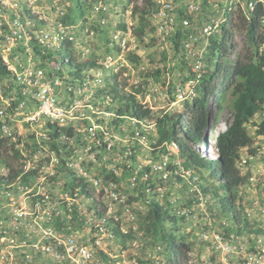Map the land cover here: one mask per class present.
<instances>
[{"label": "built area", "instance_id": "2783aa9c", "mask_svg": "<svg viewBox=\"0 0 264 264\" xmlns=\"http://www.w3.org/2000/svg\"><path fill=\"white\" fill-rule=\"evenodd\" d=\"M35 2L0 0V139L5 144L0 156V264H106L105 241L115 239L112 225L121 222L127 234L131 229L122 222L136 220L134 208L147 207L155 192L167 193L171 179L180 174V148L176 142L156 146L157 125L149 117L117 112L130 96L140 98L134 92L139 84L127 72L133 65L130 55H139L133 16L114 30L110 50L98 54L97 66L78 72L68 68L72 61L59 48L68 44L75 57L83 49L76 30L95 31L83 21L66 25L64 10L53 23L32 7ZM259 3L264 0H186L177 7L156 0L151 18L157 41L173 45L172 37L184 36L182 54L193 78L184 84L187 92L183 84L176 87L180 101L195 96L212 39L232 26L237 14L250 19ZM107 12V5L94 8L102 28ZM51 52L56 55L49 57ZM259 56H264V44ZM259 114L264 116V105ZM253 148L254 154L243 149L238 163L241 173L249 174L239 188V204L246 218L262 226L264 136ZM154 151L162 153L153 160ZM181 176L191 181L182 168ZM121 179L134 192L144 189L141 205L121 196ZM248 191L256 195L243 200ZM178 214L188 217L191 212ZM214 221L203 229L204 242L224 256H235L239 264H264V232L249 239L228 233L240 228L237 224L222 218L213 227Z\"/></svg>", "mask_w": 264, "mask_h": 264}, {"label": "trees", "instance_id": "16d2710c", "mask_svg": "<svg viewBox=\"0 0 264 264\" xmlns=\"http://www.w3.org/2000/svg\"><path fill=\"white\" fill-rule=\"evenodd\" d=\"M87 4H90L89 0H74L73 6L62 17L64 23L72 26L85 19ZM153 5L151 0H147L144 8L134 9L133 18L136 19L139 14V26L134 28L136 36L142 37L147 33L148 28L154 32L150 20ZM240 15L241 29L246 31L249 51H251L249 56L246 59L232 61L229 66L225 64L228 51L233 49L230 43L234 28L238 27L234 19L232 26H225L220 39H215L216 37L212 39L210 49L212 53L219 55L217 60L215 58L210 61L212 64L207 60L206 74L196 86L195 96L184 101L183 108L178 113L166 112L156 118L158 133L156 146L169 142H176L179 145L182 170L190 172L191 181L194 177L198 178L196 182L193 181L196 192L200 191L199 195L202 197L214 199L222 212L221 215L235 218L233 223L240 228L229 230L228 233L236 234H243L246 229L252 227L244 215V209L238 204L241 199L239 188L249 179V174L241 173L238 163L242 150L248 148L250 153L254 154L256 149L253 147L256 144V137L264 136V121L259 125L256 137L251 136L248 129L264 105V56H259V48L264 44V24L262 22L264 5L257 4L254 12L250 14V19L244 14ZM183 39L184 36L180 32L170 39L176 51H182ZM68 48L69 45L66 44L65 50L68 54H74L72 50H67ZM53 55H56V52L49 53V57ZM70 59L72 63L68 68L76 69L78 72L97 66L96 60L80 63L72 55ZM213 66H215L214 71ZM221 75L226 79V85L222 90H217L215 82ZM213 99H215L216 115L228 109L231 111L232 118L227 130L219 133L216 138L218 158L211 161L196 146L200 143L207 145L210 141L208 133L212 128L211 101ZM117 112L121 115L128 113L138 118H150L152 114L150 109L144 110L131 96ZM219 120L220 118L215 116L214 127ZM4 149L5 144L0 139V156ZM152 188H156L154 183H152ZM143 190H137L139 194L136 200H145ZM150 198L151 202L147 204L145 211L140 212L135 220L136 233L130 227V232L124 234L120 228L121 222L112 225L116 240L120 241L123 251L128 249V242L133 243L139 240L143 245V250L148 249L158 255L162 254L166 264H189L190 244L188 237L180 230L186 216L179 215L178 211L173 208V204L168 199H161L156 192ZM257 233L261 234L262 231L258 230ZM103 255L107 264H116L106 254Z\"/></svg>", "mask_w": 264, "mask_h": 264}, {"label": "rangeland", "instance_id": "374dc122", "mask_svg": "<svg viewBox=\"0 0 264 264\" xmlns=\"http://www.w3.org/2000/svg\"><path fill=\"white\" fill-rule=\"evenodd\" d=\"M36 0L32 6L40 15L45 16L48 20H53V23L59 19V10H64L65 13L68 9L73 6L74 0ZM90 4L86 6L87 16L83 19V23L90 30L95 31V35H87L82 32L80 28L76 30L77 38L80 42V46L83 48L79 53L77 52L75 58L77 62L84 63L89 60H96L98 54H104L110 50V36L114 33L117 27L121 28L124 22L132 17L135 8L142 9L147 0H89ZM153 8L156 5V0H151ZM173 2L177 7L184 6L186 0H166ZM98 4L108 6V12L104 16L107 25L102 28L99 25L96 14H94V8ZM25 5H27L25 3ZM152 8V9H153ZM139 15V14H138ZM138 15L135 22V28L138 25ZM240 14L235 17L236 24L238 27L234 28L233 38L231 45L233 49L227 53V59L225 60L226 65H230L232 61L237 59H246L249 56L250 47L248 45L246 31L241 29ZM151 25L155 24L154 20L150 18ZM198 23L201 20L195 19ZM80 22V21H79ZM78 22V23H79ZM76 23V25L78 24ZM135 34V31H134ZM223 34L216 35L215 39H220ZM136 50L139 55H130L129 61L133 63L132 66L127 68V72L130 74L132 82H138L139 87L134 92L140 97L135 99L138 103H143L148 106L152 112L150 119L156 122V118L168 113H178L183 108V103L179 99V93L176 92V87L180 84H186L190 81L193 76L190 70L189 63L185 60L182 51H176L171 43L166 45L162 41H157L156 34H153L150 28L147 29V33L142 37L136 36ZM60 52L63 56L71 55L66 53L64 47H60ZM252 52H254L252 48ZM219 54L209 52L206 55V60L213 61ZM215 60V61H216ZM211 63V62H210ZM214 63V62H213ZM212 64V63H211ZM214 67L212 70L214 71ZM67 69V68H66ZM211 70V71H212ZM107 73V72H106ZM217 90H222L226 85V79L221 75L215 82ZM185 92L188 88L184 86ZM186 94V93H185ZM119 105V100L116 103ZM114 107H110L113 111ZM211 112L213 118L211 120L212 128L208 133V138L213 141L219 133L226 131L230 119L232 118L231 111L225 110L222 114L216 115L215 99L211 101ZM215 116L219 117L218 124L214 127ZM264 121V116L257 115L253 122L249 125V133L251 136L256 137L258 127ZM256 141L258 138L256 137ZM262 143V142H260ZM212 143L209 142V145ZM207 146H205L206 149ZM200 150V149H199ZM162 152H152V159H156L161 155ZM174 160V157H172ZM180 159V166H181ZM178 167L179 175L173 177L170 181L171 187L167 189V193L160 195L161 199H168L172 204L173 208L177 211L184 210L191 214L186 217L185 222L180 227L181 233L188 237V243L190 244L189 249V264H239V260L233 256H224L213 249L212 243L204 242L202 239L203 229L207 227L208 221L211 219L214 221V226L219 227V220L221 218L233 219V216L227 217L221 215L222 212L219 209L217 202L210 198L203 197V206L199 205L202 198L199 195L200 191L196 192L193 181H187L181 176V167ZM173 168V166H172ZM153 183L158 184V176L153 178ZM121 196L128 200V203L142 204L144 200L138 201L135 198L139 192L130 190L127 186L126 181L122 179L119 181ZM200 196L198 199V195ZM254 194L251 191L244 196L243 200L253 197ZM245 202V201H244ZM249 202V201H248ZM246 203V202H245ZM143 210H140L137 206L134 208V214L137 218L138 214L145 211L146 205L143 203ZM251 223H254V229H247L242 235L250 239V234L257 235V231L261 230L264 232V223L261 226L259 222L252 219ZM136 226L135 221L124 220L122 226L126 229ZM136 233V231L134 232ZM128 249L122 250L120 241L114 240L105 241L106 250L109 251L114 257L113 261L116 264H166L164 262V256L153 253L151 250H143V245L139 240L131 243H127ZM152 259V260H150ZM150 260V261H149Z\"/></svg>", "mask_w": 264, "mask_h": 264}, {"label": "clouds", "instance_id": "9594fccd", "mask_svg": "<svg viewBox=\"0 0 264 264\" xmlns=\"http://www.w3.org/2000/svg\"><path fill=\"white\" fill-rule=\"evenodd\" d=\"M257 115H259V113L257 114ZM256 115V116H257ZM262 124V123H261ZM260 124V125H261ZM227 130V129H226ZM219 135V134H218ZM218 135L216 136V138L218 137ZM262 137V136H261ZM216 138L213 140V141H209L210 143H212L211 145H209V142L207 143V145H204L203 143H200L201 145H203V146H207L206 147V149L205 150H202L200 147H197L198 149H200L199 151L204 155V156H206V157H208V159L209 160H211V161H214V160H216L217 158H218V154H217V147H216ZM258 138V141H256V144L260 141V137H257ZM199 144V145H200ZM255 144V145H256ZM210 150H212V152L214 153V155L216 156L215 157V159H212V152L210 151ZM242 155V154H241ZM243 186V185H242ZM207 199H210V197H207ZM200 204L199 205H201V203L202 202H204L203 201V197L200 199ZM239 204V203H238ZM222 219V218H221ZM223 219H225V218H223ZM235 218L233 217V219H231V222H234L233 220H234ZM229 220V219H228ZM249 220V219H248ZM230 221V220H229ZM250 221V220H249ZM247 230V229H246ZM233 233V232H232ZM240 235H242V234H240ZM103 254H106V256H112V254L109 252H106V253H103ZM103 257H104V255H103ZM110 258V257H109ZM112 259V258H111ZM113 260V259H112ZM106 261V260H105ZM106 264H107V261H106Z\"/></svg>", "mask_w": 264, "mask_h": 264}, {"label": "crops", "instance_id": "0c3cea01", "mask_svg": "<svg viewBox=\"0 0 264 264\" xmlns=\"http://www.w3.org/2000/svg\"><path fill=\"white\" fill-rule=\"evenodd\" d=\"M108 253H109V251H107ZM113 256V255H112ZM113 257H115V256H113Z\"/></svg>", "mask_w": 264, "mask_h": 264}, {"label": "bare ground", "instance_id": "6f19581e", "mask_svg": "<svg viewBox=\"0 0 264 264\" xmlns=\"http://www.w3.org/2000/svg\"><path fill=\"white\" fill-rule=\"evenodd\" d=\"M212 159H215V158H212Z\"/></svg>", "mask_w": 264, "mask_h": 264}]
</instances>
